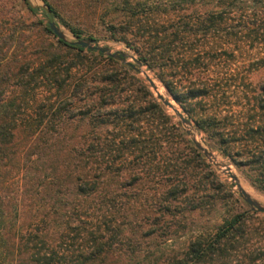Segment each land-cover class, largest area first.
I'll return each instance as SVG.
<instances>
[{"label":"trees","instance_id":"16d2710c","mask_svg":"<svg viewBox=\"0 0 264 264\" xmlns=\"http://www.w3.org/2000/svg\"><path fill=\"white\" fill-rule=\"evenodd\" d=\"M22 1L36 12L29 0ZM43 1L47 21L15 24L0 17L1 220L3 188L29 176L26 161L38 160L61 139L73 140L64 131L72 121L84 127L69 147L74 172L52 173V181L35 184L52 194L29 196L25 207L33 215L25 227L18 224L21 184L12 188V234L0 227V264L104 263L117 250L114 244L123 245L125 225L142 220L143 237L157 231V219L136 214L130 220L125 213L142 205L146 184L159 198L162 215L210 212L232 197V184L146 79L119 57L58 38L48 24L53 15L77 37L82 29L68 23L51 0ZM113 4L119 14L110 22L113 36L134 51L206 142L250 170L261 186L264 81L256 86L249 76L253 62L264 65V0ZM47 203L53 217L42 210ZM256 213L229 211L211 231L191 235L180 251L153 264H264V229L253 223ZM51 228L60 232L50 237Z\"/></svg>","mask_w":264,"mask_h":264},{"label":"rangeland","instance_id":"374dc122","mask_svg":"<svg viewBox=\"0 0 264 264\" xmlns=\"http://www.w3.org/2000/svg\"><path fill=\"white\" fill-rule=\"evenodd\" d=\"M113 1L114 0H51L68 23L82 29L81 37H94L99 45H108L111 51H124L127 54L126 60L133 62L130 55L136 56L134 51L127 46L123 40L114 37L112 34L110 22L119 18L118 12L115 11ZM29 2L37 7L36 12H31L22 0H2L0 3V17H8L12 23L15 24L21 23V21L24 23H30L39 18L47 21L43 13V10L47 8L44 1L29 0ZM53 19L58 23L60 28L68 34V39H74V35L68 26L64 24L59 17L53 15ZM22 26L24 27L23 24ZM257 66V63L255 62L251 64L252 70L249 76L252 83L256 86L264 81V65ZM143 67L146 68L145 65H143ZM149 72L153 78L157 79L150 70ZM139 75L144 77L141 72H139ZM159 83L161 84L160 81ZM152 91H154V89ZM153 93L156 94L155 91ZM165 93L166 98H168L170 103H174L175 107L177 105V108L183 111L182 107L167 94L166 89ZM168 111L174 114L171 108H168ZM183 113L186 115L184 111ZM175 118L178 119L176 115ZM192 125L194 126L193 121ZM83 127V124L77 121L69 123L64 131L66 135H72L73 140L67 141L61 139L57 146L45 148L41 152L42 156L39 157L38 160L26 161L31 170L29 176L23 179V182L22 180L19 181V179H16L13 184L12 181H10L5 185L2 192V194L4 193L6 195L3 207L4 214L2 217L3 220L0 219V227H3L4 230L9 229L12 234V195L14 196L16 194L14 189L17 188L19 184H21L22 191L18 194L24 199V202L21 205L22 212L18 224L20 227H25L33 215V212L25 207L29 202V196L45 195L48 197L49 194H52L51 189L45 190L46 188L41 187V185H38L37 188H35V184L37 182L40 184H46L49 181H52V173L63 177L64 171L71 170L74 172L73 169L75 167H73V162L75 159L69 153V147L76 143V135L83 129ZM198 135L199 137H197V139L200 141L203 139V142L201 141L202 144L204 143L205 146L212 150V155L216 156L215 158H217V161L223 160L227 162L238 176V181L232 180L224 169L222 170V168L217 167L214 164V160L210 161L207 159L208 162L216 168L220 177L226 181V183L232 184V190L234 191L233 196L219 200L215 208L210 212L205 209L191 213L184 210L182 212L173 211V214L162 215L159 211V198L156 197V193H153L152 186L147 184L142 186L143 189L141 190L140 200L142 205H134L131 210H127L125 213L130 220H133L134 215L136 214H139V217H144V219L148 217V222L157 219L159 223L157 224V231L151 236L143 237L142 231L147 224H144L142 220L136 223L134 222V225L132 226L125 225L123 235L120 237L123 241V245L120 243L114 244V248L117 250L113 254H109L106 261L102 264H135L136 262L141 264H153L158 259H162L167 255L175 254L180 251L191 235L197 234L201 231H211L215 224L219 222L222 215L227 214L229 211L250 209L249 205L240 197L235 185L236 182H239L254 198L264 204V182H262L261 186L257 184L258 182H253L252 179L254 176H252L253 174L250 170L234 164L218 148L207 143L203 133L198 132ZM32 157H35V154H33ZM261 179L264 180V177L261 176ZM12 188L14 189L12 190ZM45 192H48V194ZM219 193L223 194L225 192L222 190L219 191ZM156 198L157 202L154 204L153 202ZM150 207H152L151 209L153 210H149ZM53 209L54 208L49 203L45 204L44 207L42 206V210L46 213L49 212L48 214L51 215ZM53 216L54 215L51 217ZM252 221L255 225L263 227L264 229V212L257 211L256 214H253ZM137 223H140L142 226L136 225ZM43 225L44 223H40V227ZM59 232V229H49L50 237L55 236V234ZM119 247L123 248L119 249ZM131 248H136L137 251L135 253L131 252Z\"/></svg>","mask_w":264,"mask_h":264},{"label":"water","instance_id":"95a60500","mask_svg":"<svg viewBox=\"0 0 264 264\" xmlns=\"http://www.w3.org/2000/svg\"><path fill=\"white\" fill-rule=\"evenodd\" d=\"M48 24L50 29L53 33L60 39L68 41L72 44H79L82 47H86L89 49H97L101 52H105L108 55L119 57L123 62L130 64L136 71L141 72L146 79V82L150 87L154 86L152 75L150 74L147 68L143 67V64L140 59H138L134 55H130L133 59V62L126 60V53L124 51L115 50L111 51L108 45H99L97 40L94 37H77L74 35V39H68V36L63 31L62 28L58 25V23L54 19H48ZM157 98L161 101V103L166 107H172L174 114L178 117V120L185 128L186 133L190 136L191 140L193 141L194 145L202 151V153L206 156V158L210 161L212 159V150L209 147L205 146L203 139L200 141L195 138L194 133L198 134L197 129L192 125L191 119H189L186 115H184L183 111L179 108L173 107L168 98L164 97L162 94L156 93ZM214 164L217 167H224L225 170H228V175L232 178V180H237L236 174L230 172V165L221 160V161H214ZM236 188L240 197L249 205L251 210H256L260 212H264V204L254 198L244 187H242L238 182L235 183Z\"/></svg>","mask_w":264,"mask_h":264},{"label":"bare ground","instance_id":"6f19581e","mask_svg":"<svg viewBox=\"0 0 264 264\" xmlns=\"http://www.w3.org/2000/svg\"><path fill=\"white\" fill-rule=\"evenodd\" d=\"M66 35H68V34H66ZM153 78V77H152ZM153 82H154V86L153 87H151V89L153 90L154 89V91L156 92V93H159V94H162L163 96H165L166 97V93H165V88H164V86L162 85V84H160L159 83V81L157 80V79H155V78H153ZM153 91V92H154ZM170 99V98H169ZM171 104H172V106L173 107H175L174 106V103H172L171 102ZM169 108H171V110L173 111V109H172V107H169ZM176 108H177V105H176ZM194 136H195V138L197 139V137H199V135L197 134V133H194ZM216 156H213L212 155V159L214 160V161H217V158H215ZM222 168V170L224 169L225 170V168L224 167H221ZM227 173H228V170H225ZM230 172H232V173H234V174H236L235 173V171L231 168V166H230V170H229ZM237 176V175H236ZM239 180V178H238V176H237V180H235V181H238ZM239 183V182H238ZM240 184V183H239ZM241 185V184H240ZM242 186V185H241ZM243 187V186H242Z\"/></svg>","mask_w":264,"mask_h":264}]
</instances>
